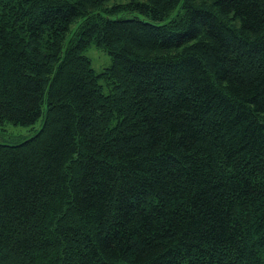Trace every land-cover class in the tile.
<instances>
[{"label": "trees", "instance_id": "1", "mask_svg": "<svg viewBox=\"0 0 264 264\" xmlns=\"http://www.w3.org/2000/svg\"><path fill=\"white\" fill-rule=\"evenodd\" d=\"M42 116L0 264H264V0H0V126Z\"/></svg>", "mask_w": 264, "mask_h": 264}, {"label": "rangeland", "instance_id": "2", "mask_svg": "<svg viewBox=\"0 0 264 264\" xmlns=\"http://www.w3.org/2000/svg\"><path fill=\"white\" fill-rule=\"evenodd\" d=\"M83 54L90 60L91 66L95 73H101L104 69L109 68L111 65V58L106 52L92 43ZM100 84L103 85L104 93L107 92V87L102 79ZM43 116L33 126H13L11 124H4L0 126V143L2 144H17L30 137H32L36 131L42 125Z\"/></svg>", "mask_w": 264, "mask_h": 264}]
</instances>
